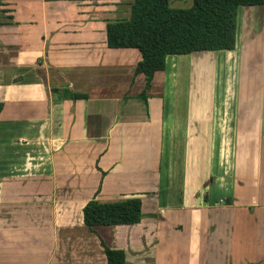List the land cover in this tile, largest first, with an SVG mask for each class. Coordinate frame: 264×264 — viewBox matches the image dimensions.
Returning <instances> with one entry per match:
<instances>
[{"label": "crops", "instance_id": "crops-1", "mask_svg": "<svg viewBox=\"0 0 264 264\" xmlns=\"http://www.w3.org/2000/svg\"><path fill=\"white\" fill-rule=\"evenodd\" d=\"M253 8L260 35L240 23L222 67L234 106L215 107V90L213 107L178 110L173 77L202 55L167 57L140 99L139 51L106 45L130 0H0V264H107L105 249L125 264H264V7ZM225 171L230 195H211ZM128 199L141 201L139 224L84 225L89 202Z\"/></svg>", "mask_w": 264, "mask_h": 264}, {"label": "trees", "instance_id": "trees-1", "mask_svg": "<svg viewBox=\"0 0 264 264\" xmlns=\"http://www.w3.org/2000/svg\"><path fill=\"white\" fill-rule=\"evenodd\" d=\"M243 7H264V0H192L189 9H173L169 0H130V17L106 25L108 49L139 51L141 61L134 77L145 75L140 99L146 101L155 72L162 71L169 56L232 52L237 47L238 12ZM58 100L79 101L86 96L51 89ZM3 104L0 103V113ZM230 201H227V205ZM143 218L141 201L89 202L83 209L84 225L132 226ZM107 264H125L122 251L105 249Z\"/></svg>", "mask_w": 264, "mask_h": 264}, {"label": "rangeland", "instance_id": "rangeland-1", "mask_svg": "<svg viewBox=\"0 0 264 264\" xmlns=\"http://www.w3.org/2000/svg\"><path fill=\"white\" fill-rule=\"evenodd\" d=\"M174 0L169 1V5L171 8H190L192 5V0ZM251 9V10H250ZM250 10V11H249ZM259 9L255 10L253 7H243L238 12V31H237V42L239 43L240 37V23L245 24V29L247 30L246 33H256L259 34V29H261V21H262V14L259 13ZM249 11V12H248ZM249 14V15H248ZM244 16V17H243ZM251 23L253 25L251 26ZM243 24V25H244ZM259 40L257 41L258 44ZM242 43V41H241ZM238 44V46L241 45ZM228 52H216V53H200L202 56H199L198 62L196 61L198 67L193 65V69L189 67V63H186L185 67L180 69L178 76L173 77L172 83L175 86L173 90L174 98H176V107L178 110H184L191 106V108H209L213 107L214 97L216 96L215 90H217V96L215 99V107H227L231 108L234 106L233 101V77L228 72L230 71L229 68L227 70L222 69L224 67V59L228 56ZM216 54V55H214ZM189 60V59H188ZM220 62L221 69L219 72L214 74V66L215 62ZM195 63V64H196ZM169 64V63H168ZM193 71V72H192ZM234 74V71H233ZM218 75V83L217 78ZM222 75H227L226 79H223ZM224 83H223V82ZM217 83V84H216ZM192 87V92L191 91ZM175 92V93H174ZM218 160V157H217ZM213 161V171L216 172L217 176L221 175L219 171V164L218 161ZM229 171H225L224 178L222 179V190L218 189L217 179L213 180V184H211V195L218 194L220 196H229L230 189H231V176H227ZM219 181V180H218Z\"/></svg>", "mask_w": 264, "mask_h": 264}]
</instances>
